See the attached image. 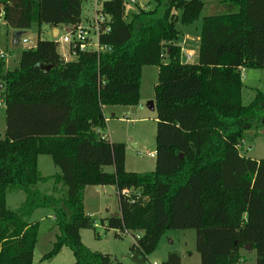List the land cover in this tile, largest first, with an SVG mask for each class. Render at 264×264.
<instances>
[{"label": "trees", "instance_id": "trees-1", "mask_svg": "<svg viewBox=\"0 0 264 264\" xmlns=\"http://www.w3.org/2000/svg\"><path fill=\"white\" fill-rule=\"evenodd\" d=\"M82 3L0 0V19L15 30L33 23L76 28ZM205 6L198 60L183 62L176 22L180 17L193 24ZM100 11L110 17L99 34L102 51L77 50L66 61L56 39L39 38L13 70L5 69L0 56L6 107L0 264H33L39 223L31 216L38 208H51L60 230L45 258L67 246L74 264H115L110 254L82 241L81 229L97 224L85 211L90 185L117 187L120 215L100 222L118 230L116 235H133V252L145 260L168 229H195L201 264H239L248 244L256 264H264V188L256 186L264 177L262 163L246 173L247 186L239 187L237 167L229 161L246 132L264 124V92L257 89L249 104L242 102L243 70L264 69V0H156L129 21L126 0H104ZM147 65L159 69L156 167L138 173L126 169V145L96 129L106 127V106L139 104ZM41 155H49L60 172L43 176ZM49 182L50 189L41 187ZM15 191L26 198L12 209L7 195ZM161 264H181V255L170 252Z\"/></svg>", "mask_w": 264, "mask_h": 264}, {"label": "rangeland", "instance_id": "rangeland-1", "mask_svg": "<svg viewBox=\"0 0 264 264\" xmlns=\"http://www.w3.org/2000/svg\"><path fill=\"white\" fill-rule=\"evenodd\" d=\"M208 1L210 0H203ZM156 0H126V19L130 20L131 15L138 8H152ZM95 0H83L81 25L88 27L94 23ZM102 5H99L101 9ZM209 6V4H208ZM209 13L205 8L202 10L198 20L193 24L182 23L180 17L176 22V27L180 31V45L183 48L199 47L200 30L202 18ZM63 27H60L61 35L64 34ZM16 30L8 27L3 18L0 19V50L7 53L5 57V69L13 70L20 62L21 54L24 50L35 47L39 38L56 39L50 25L39 26L33 23L29 29L24 30L23 37L28 39L24 43L16 37ZM57 34V33H56ZM185 36L187 44L183 43ZM11 39L17 44L11 46ZM67 45L61 43L58 47L60 54L66 52ZM186 59V54H182L183 62H190ZM195 57L193 58L194 62ZM159 69L154 65L143 67L141 79V99L135 106H112L107 108L106 116L109 122L105 128H97L108 140L121 142L126 145L125 166L128 171L138 173H148L155 170L156 158V132H157V111L155 104V86L158 82ZM244 86L242 89V102L249 104L255 97L256 90L264 92V69H244ZM0 85L2 83L0 82ZM3 86L0 89V139L5 137L6 131V107L2 96ZM111 109H114L113 111ZM115 116H112V114ZM154 154L151 156V154ZM238 153V155H237ZM237 153H231L230 162L237 167V177L239 187L247 186V172L255 170L256 163H262L264 169V124L253 126L246 132L244 142ZM233 156V157H232ZM39 170L43 176H51L60 172V169L53 163L49 155H41L38 160ZM227 167H225L226 170ZM106 171H113L112 166H106ZM244 172V175H243ZM52 183L43 184L42 188H51ZM257 187L264 188V177L259 176ZM58 188L62 189L59 184ZM84 205L87 214L92 216L97 222L94 229H81L83 243L92 251H99L110 254L115 264H137L132 259L133 245L135 238L131 234L116 235L118 230H107L100 222L102 218L115 215L120 210L119 197L113 185L94 186L90 185L84 191ZM26 198L23 191L9 192L7 195V205L12 209L21 206ZM32 222L39 223L38 241L34 250L33 264H74L75 257L73 251L65 246L54 257L45 258L51 252L60 234L56 224L53 210L51 208H38L31 216ZM197 232L195 229H168L162 236L155 251L147 256L145 264L157 262L161 264L168 258L170 252L176 251L181 255V264H201V256L196 248ZM245 260L239 264H256L257 254L255 251L242 250Z\"/></svg>", "mask_w": 264, "mask_h": 264}, {"label": "built area", "instance_id": "built-area-1", "mask_svg": "<svg viewBox=\"0 0 264 264\" xmlns=\"http://www.w3.org/2000/svg\"><path fill=\"white\" fill-rule=\"evenodd\" d=\"M95 16L94 23L91 22L88 27L78 25L76 28L71 26H62L64 30V34L57 33L54 37H57V41L59 45L64 43L67 45L66 52L62 54L66 61H70L73 58L77 57V50L90 52V51H102L105 47L101 46L99 43V34L104 25L108 24L110 21V17L100 11L99 5H102L104 0H95ZM134 0H132L133 2ZM109 27L105 26L107 30ZM21 41L26 43L28 39L26 37L21 38ZM6 52L0 50V56L6 57ZM187 58H191V53H187ZM154 154L152 153L151 156ZM139 237V236H138ZM136 239V238H135ZM152 264H158L157 262H153Z\"/></svg>", "mask_w": 264, "mask_h": 264}, {"label": "crops", "instance_id": "crops-1", "mask_svg": "<svg viewBox=\"0 0 264 264\" xmlns=\"http://www.w3.org/2000/svg\"><path fill=\"white\" fill-rule=\"evenodd\" d=\"M51 27V30H52V32H53V35H55L56 33H60V27H62V26H59V27H52V26H50ZM200 34H201V30H200ZM188 36H185L184 37V39H183V43L184 44H186V45H188L187 44V38ZM200 41V40H199ZM11 46H15L16 44H17V41L16 40H13V39H11ZM180 42V41H179ZM199 48V47H198ZM198 48H195V47H191V48H183L182 47V52L183 53H185L186 54V59L185 60H191L190 61V63H194V62H196L197 60H198ZM5 52V51H4ZM191 53V58L190 59H188L187 58V53ZM7 54V53H6ZM195 57V60H194V62H192L193 61V58ZM188 62V61H187ZM242 77H243V80H244V70H243V72H242ZM244 83V82H243ZM107 108H112V106H106L105 108H104V114H105V117H106V124L109 122V116H106V110H107ZM112 111L114 110V109H111ZM112 116H115V114H114V112H113V114H112ZM100 134H101V136H103L104 138H106L105 137V135H103L102 133H101V131H98ZM111 141H113V140H111ZM114 188H115V190H116V193L118 194V189H117V187L116 186H113ZM84 199H85V197H84ZM117 213H120V210L117 212ZM116 213V214H117Z\"/></svg>", "mask_w": 264, "mask_h": 264}, {"label": "water", "instance_id": "water-1", "mask_svg": "<svg viewBox=\"0 0 264 264\" xmlns=\"http://www.w3.org/2000/svg\"><path fill=\"white\" fill-rule=\"evenodd\" d=\"M16 37L18 38V40H20L22 38V36L24 35V30H16ZM3 85H0V89L2 88ZM120 213L115 214V216H119ZM246 248L248 250H252V245L248 244L246 246ZM132 259L137 263V264H145V257L138 251L133 252L132 254Z\"/></svg>", "mask_w": 264, "mask_h": 264}]
</instances>
